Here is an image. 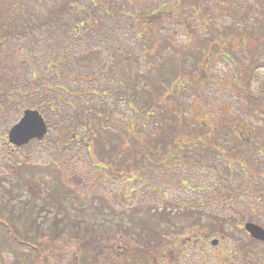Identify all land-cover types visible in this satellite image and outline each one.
<instances>
[{
    "label": "rangeland",
    "instance_id": "1",
    "mask_svg": "<svg viewBox=\"0 0 264 264\" xmlns=\"http://www.w3.org/2000/svg\"><path fill=\"white\" fill-rule=\"evenodd\" d=\"M63 1L0 0L3 5L0 7V31L9 26V30L18 31L28 20L36 22L40 18L39 9L43 8L46 13H52L58 10ZM100 1L125 4L126 13L133 12L138 16L141 12L150 13L152 10L154 14L150 18L157 21L150 26V30L159 38L172 33L171 37L176 44L200 50V46L196 45L195 35L190 34V38L188 30L192 33L202 32L204 35L208 33L206 25H201L191 13L184 15L189 21V26L185 28L177 19L173 20L165 13L156 14L157 6L169 0H98L99 3ZM77 2L86 10L90 8L88 0ZM182 2L183 0H179V3ZM254 2L225 0L224 5H219L214 0H201L200 5L205 7L206 14L214 21L216 35L222 40V31L233 21L231 12L237 10L238 15H242L244 9L250 6V10L254 11L257 8ZM192 7L188 6L189 12ZM99 8L93 18L91 30H84L79 40L69 33L70 41H64L67 53L80 55L86 53L90 47L95 48L96 53L100 52V60L91 66L94 69H99L104 61L111 59L104 60L105 56L114 58L113 54L120 48V41L127 43L128 51L135 53L137 50V46L134 47L132 31H129L131 25L121 16L112 17L105 13V7ZM81 9L75 12L70 7L63 12L64 24H79L83 15ZM135 9L140 12L135 13ZM113 15L120 14L117 11ZM256 26L253 22L247 29H233L228 39L231 52L245 65H252V60L264 62V46L257 40L259 32H255ZM245 29L246 32L243 31ZM62 31L52 32L56 38L37 28L29 36L25 33L0 35V77L7 82L14 74L20 75L18 81L22 89L30 76V67L24 60L25 55L34 54L36 64L44 63V59L47 62L50 58L49 47L54 45ZM39 42L44 44L45 50L41 51L37 47ZM60 54L64 55V52ZM190 62H186L187 67L191 66ZM122 64L128 71L125 61ZM135 64L132 65L133 70L137 68V63ZM69 66L70 75L64 74L59 87H40L36 94L28 92L23 105L15 99L19 98L17 95L12 96L13 93L8 95L9 99L0 102L4 105L0 108V192L9 190L5 196L0 197L1 211H9V200L18 205L19 201L27 203L34 198L31 187L27 188L28 184L18 182L13 174V169L20 162L33 161L57 168L66 188V195L60 199V215L56 216V219L61 220L55 221L56 211L52 204L40 209L43 212L39 219H45L40 228L47 234L41 239L46 264H264V244L250 242L242 227L244 222L264 226V158L260 161L261 155L256 152L252 142L247 137L239 136L241 127V133L248 131V137L253 140L258 138L262 143L261 149L264 150V113L252 112L254 105L234 86V78L239 76L236 63L221 55L207 58L201 72L196 71L193 80L189 81L192 88L188 91L193 90L197 95V98L192 96L195 103L192 104L189 101L192 99L188 97H185L188 101H183L182 96L178 95L171 99L192 111L203 107L207 109L205 115L201 114L195 120L197 124L209 125L206 129L209 141L202 138L206 144L203 145L205 150L198 148L200 145L192 147L188 156L190 161L183 160L184 165L178 162L176 165L166 163L155 166L153 162L146 163V169L128 165L127 172H122L121 176L112 174L111 169L124 168L121 158L129 153L135 154L137 159L143 156L147 150L143 142L150 146L155 141L158 146L162 141L158 136L159 132L152 133L153 124L144 121L123 102L115 108L111 119H114L115 127L124 130L128 137L127 145L120 156L115 158L116 161L110 163L109 171L102 169L100 162L91 160L82 139L72 140L68 146L63 145L58 139V128L66 122L63 121V110L68 109L69 103L74 99L68 90L79 88L84 94L95 82V86L100 83L102 87L106 80L102 79L106 74L85 76L76 63ZM139 66L145 68L142 59ZM31 72L33 76L35 69L32 68ZM54 74L51 72L50 77ZM87 78H92L93 81H86ZM250 87L253 91L264 88V66L255 68ZM11 88V85H0V95L12 92ZM26 108L39 110L48 124V130L42 139H32L27 144L16 147L8 143L7 133ZM123 116L133 121L127 123ZM230 122L236 127L234 135H231V128L228 126ZM143 123L147 124L143 126ZM214 126H218V130H221L219 132L223 134L216 132ZM137 129L141 130L140 134H136ZM193 131H196L195 135L199 134L197 128ZM224 133L227 138H224ZM237 142L240 144L236 145ZM233 151L240 152L238 159L232 154ZM150 155L154 158L152 153ZM22 174L27 180L36 182V187L42 189L41 192H51L57 186L55 174L51 171L35 169L32 174L28 171ZM69 192L75 193L77 198L70 196ZM11 194V198L7 197ZM42 195L50 200L46 194ZM36 200L39 204L43 203L42 198ZM196 201H200V204H193ZM17 205L14 212L18 213L21 208ZM184 207L201 210V219L195 225H190L192 219H187L188 217H178L177 212ZM154 210L164 212L162 217L165 218L159 217L157 220L152 215ZM99 220H103L102 225H99ZM54 222L62 229L58 233ZM53 234L58 236L54 237ZM212 238L219 239L216 245L211 244ZM83 243L88 247L85 257ZM14 259L13 254L4 251L0 264H17Z\"/></svg>",
    "mask_w": 264,
    "mask_h": 264
},
{
    "label": "trees",
    "instance_id": "2",
    "mask_svg": "<svg viewBox=\"0 0 264 264\" xmlns=\"http://www.w3.org/2000/svg\"><path fill=\"white\" fill-rule=\"evenodd\" d=\"M77 1L80 0H64L58 10L52 13H46V10L43 8L39 9L41 13L40 18H38L36 22L28 20L25 25L22 24V26H20L21 28L17 29L18 31L9 30L10 26L0 31V35H18L20 33H25L26 36H29L37 28L44 30L45 33L49 32V35L52 34V36L56 38L52 32L63 30L60 37H57L54 45L49 47L50 58L47 62L46 59H44V63L37 62V65V60L34 61V54L25 55L26 59L24 60L27 62L28 67H30V76L28 78V83H26L22 89L18 81L20 75L14 74L7 79V82L0 77V85L3 87L5 84L8 86L11 85V89L13 90L12 92L8 91L4 96L0 95V102L4 99H9L10 96L8 95H12L13 93L12 96L16 97L17 95L19 98L16 97L15 99H18L20 104L23 105L26 93L33 92L36 94L40 87H47L49 89L59 87L62 85L60 82L64 74L70 75L71 71H69V64L76 63L81 68L80 72L85 76L91 74H106L105 78L102 77L103 80L106 79L102 87H100V83L95 86V82L90 90H85L84 94H82L79 88L73 91L68 90L73 95L74 99L69 103V108L63 110V121L66 122L63 126L58 128V139L63 145L68 146L72 140L78 141V139H82L85 143L86 150H88L90 154L91 160L94 159V162H100L102 169L109 171L111 168L110 163L116 161L115 158L120 156L127 145L126 139L128 137H126L123 132L124 130L115 127V121L111 119V115L115 108L119 107L120 103L123 102H125L132 111L142 117L144 121L152 123V133L159 132L158 136L162 141L158 146L155 141H153L150 146L146 142H143L144 146L147 148L146 153L138 159L135 154L130 153V156L127 155L122 157L121 164L124 168H112V174L121 176L122 172H127L126 167H128V165H134V167L139 166L140 169H146L147 165L153 162H155V166L165 165L166 163L169 165H176L178 162L183 163V160L189 162L190 157L188 156L191 154L192 147L200 145L198 148L205 150L206 144L202 138L209 141L206 130L209 125H205L204 123L197 124L195 120L201 114L202 116L205 115L207 109L203 107L200 110L192 111L190 108L186 109L183 104L174 102L171 99L178 95L182 96V100L184 101L185 97H188V99H192L189 101L194 104L195 99H193V97L196 96L197 98V95L193 93V90L188 91L192 88L190 87L189 81L193 80L192 78L196 71L201 72V67L206 63L207 58L211 59L215 55L224 56L233 61V63H236L239 68V76L234 78V86L254 105L251 110L252 112L257 113L259 111L260 113H264V88L253 91L250 87L255 68L257 66H264V62L252 60V65L241 63L236 55L231 52L229 47L230 42L228 40L233 29H237L238 27L247 29L248 25L254 22V26L257 25L255 27V32H259V35L256 36L258 38L257 40L262 42L264 46V0H254L257 6L254 11L250 10L251 6L246 10L244 9L242 15H238L237 10L232 11V24L225 26V28L223 26L224 31L222 32L224 38L222 40L216 35L217 28H214V21L206 14L205 7L200 5L201 0H183L182 3H179V0H169L157 6L156 14L165 13L173 18V20L177 19L178 22L184 25V28L189 26V21H187L184 16L185 13L193 14L196 20L202 23L201 25H206L208 30L207 35L202 34V32L192 33V31L188 30L189 35H195L196 45L197 47L200 46V50L192 46L187 47L182 44H176L171 37L173 36L172 33L170 36L163 35L160 38L154 35L150 30V26L157 20L154 19L153 21L150 18V16L154 14L152 10L150 13L148 12L149 14L147 12H141L138 16L133 12L126 13L125 4L116 5V3L113 4V2L110 3L109 1L105 3L100 1L101 3H99L98 0H88V6L90 8L86 10L82 8L83 5H80ZM214 2L219 5L225 4V0H214ZM190 5L193 7L192 11L189 12L188 6ZM1 6L3 5L0 4V7ZM70 7L74 9L75 12L82 8L83 22L80 21L79 24L73 23V26H66L64 24L62 14L69 10ZM99 7H105V13L112 17L121 16L122 19L124 18V20L131 25L129 31H132L134 47L137 46V50L135 53L130 50L128 51L127 43L120 41V48L113 54L114 58L110 57V55L105 56L104 60L107 58H111L112 60L108 59L103 62V65L99 69H94L91 66L98 63V60H100V55H98L100 52L96 53L94 50L95 48L90 47L87 49L88 51L86 53L80 55L67 53L65 51L67 46L64 41L67 43L70 41L71 37L69 33H71L72 36H76L79 40L84 30H91L93 27V18L95 17L96 11L100 9ZM35 9L36 8H34V10ZM110 11L112 13H110ZM117 11L120 15H113L116 14ZM134 12L137 13L140 12V10L135 9ZM159 16L160 15L157 17L159 18ZM75 17L78 18L76 15ZM246 29L243 31L246 32ZM211 33L212 35H210ZM135 40H137V42H135ZM32 43H35V41H32ZM37 47L40 48L41 51L46 49L42 43L38 44ZM91 49H93L94 52H92ZM63 52L64 55H61L60 53ZM141 59L145 62V68L139 66V61ZM189 60L191 61V66L187 67L186 62ZM123 61L128 65V71L124 69L122 64ZM135 62L137 63V68L133 70L132 65H136ZM41 66H43V68ZM32 68L35 69L33 76L31 72ZM51 72L55 73L52 77H50ZM80 72L78 75H80ZM0 75H2L1 69ZM86 81L93 80L92 78H87ZM175 89H177V92ZM88 95L90 97H88ZM50 106L53 107V105ZM3 107L4 105L0 104V108ZM198 107H201V105H198ZM224 112L226 114L225 110ZM125 117L126 116H123L124 120H126L125 122L128 123L133 121L131 118L128 119ZM202 120V122H204V119ZM146 124L147 123H143V126ZM228 126L231 128V135H234V129L236 128L235 124L230 122ZM196 128L199 130L198 135H195L194 132L196 131H193L196 130ZM213 128L214 130L217 129L216 132L223 134V132H219L220 129L218 130V126H214ZM126 129L130 131L129 128ZM241 129L240 127L239 136L242 138L247 137L249 142H252V145L256 148V152L261 155L259 159L261 161L262 158H264V150L261 149L262 143L258 138H254L253 140L252 137H248V131L242 134ZM135 131L137 132H135L136 134L141 133L140 129ZM130 134H133V132H130ZM227 137L226 133H224V138ZM198 142H201V144H198ZM237 144L240 143L237 142L236 145ZM211 149L214 148L211 146ZM151 153L154 155V158H151ZM180 153H182V155L179 156ZM232 154L238 159L240 152L233 151ZM35 169L42 172L51 171L55 174L57 186L54 187L51 192H41L42 189H37L36 182H32L27 180L26 177H23V172L28 171L29 174H32ZM13 170V174L17 177L18 182L26 185L28 184L27 188L29 186L31 187V193L33 191L32 195L34 198H32L31 201H27V203L19 201L18 205L16 203L13 204L9 200L11 205H9V211L6 213L1 211L2 209L0 207V260L2 262V253L8 251L15 256L14 261L17 264H46V255L41 248V239L47 236V234L43 228H40L43 226V220H45L44 218L39 219L40 213L43 212L40 209H44L49 204H52V208L56 211L54 212L55 221L61 220L56 219V216L59 217L60 215L59 211L62 207L60 199L66 195L64 194V192H66L64 189L66 188L61 181L58 169L55 167L52 168L47 164L23 161L16 164ZM143 179L147 180L144 176ZM155 187L158 188V185L155 184ZM8 191L9 190L6 189L0 192V197L3 195L5 196V193ZM69 193L70 196L77 198L75 193ZM42 194L49 196L50 200L45 199ZM12 195L13 194L7 197L11 198ZM41 198L43 203L39 204L36 199L41 200ZM193 204L199 205L200 201H196ZM16 205L21 208L18 213L14 212ZM163 213L157 212L156 210L152 211V215H154L157 220L159 217L162 219L165 218L162 217ZM43 215H45V212ZM177 215L178 217H188L187 219H192L190 225H195L201 219L202 212L196 208L191 209L190 207H184L182 211L177 212ZM166 218V220H168V217ZM102 221L103 220L98 221L99 225H102ZM53 224L55 225L57 233L62 230L55 222ZM52 236L56 237L58 235L53 234ZM249 241L255 243L256 240L250 238ZM85 243H87V241ZM82 245L83 249H85L83 251L84 256V253L86 255L88 247L86 246L87 244L83 243Z\"/></svg>",
    "mask_w": 264,
    "mask_h": 264
},
{
    "label": "water",
    "instance_id": "3",
    "mask_svg": "<svg viewBox=\"0 0 264 264\" xmlns=\"http://www.w3.org/2000/svg\"><path fill=\"white\" fill-rule=\"evenodd\" d=\"M47 132V124L37 109L23 110L20 119L13 124L7 134L8 142L17 147L27 144L32 139H41ZM244 229L251 237L264 241V227L254 222H245ZM217 239L211 243L216 244Z\"/></svg>",
    "mask_w": 264,
    "mask_h": 264
},
{
    "label": "flooded vegetation",
    "instance_id": "4",
    "mask_svg": "<svg viewBox=\"0 0 264 264\" xmlns=\"http://www.w3.org/2000/svg\"><path fill=\"white\" fill-rule=\"evenodd\" d=\"M156 190H157V189H156ZM211 240H212V239H211ZM217 240L219 241L218 238H217ZM255 240H256V239H255ZM255 242H256V243H262V244H264V241H260V240H256ZM217 243H218V242H217ZM217 243H216V244H217ZM216 244H213V245H216Z\"/></svg>",
    "mask_w": 264,
    "mask_h": 264
}]
</instances>
